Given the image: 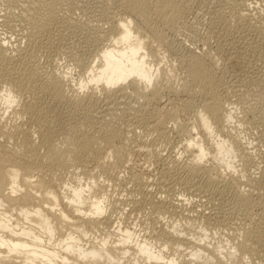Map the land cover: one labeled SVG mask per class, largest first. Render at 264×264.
<instances>
[{
  "label": "bare ground",
  "instance_id": "obj_1",
  "mask_svg": "<svg viewBox=\"0 0 264 264\" xmlns=\"http://www.w3.org/2000/svg\"><path fill=\"white\" fill-rule=\"evenodd\" d=\"M6 1H9V3L11 2V0H6ZM103 1L106 2L105 0ZM175 1L174 0H117V3L118 2L122 3V6L126 10L125 11L126 15L124 14V17L122 16L116 21L112 20L114 19V17L112 16L110 17V21L111 20L114 21L112 24V29L110 31L111 35L106 36L107 44L104 45V47L101 48L99 47L98 51L94 55L95 56L94 59H92L90 62L87 61L88 62L87 63L85 62V60L79 57L80 60L81 59L83 60L80 62H83L81 69H83L84 72L83 74L85 75V79L83 78L84 80L82 81H79L80 79L79 80L71 79V75L68 72L58 73L53 71L50 74L48 73L49 75L45 76V81L41 87L42 89L41 92L43 95L52 96L49 98V103L46 102L47 104H45L44 102H42L41 104L39 102L41 101L40 97L36 96L34 98L36 101L35 105L25 104L20 111L16 110L17 109L16 106L18 105V104L16 105V103L18 102L21 96L27 94L33 88L32 87L30 89L29 87L23 85L24 81L27 78L35 80L36 78L39 77V75H41L40 73L43 72L40 71L42 68H40L39 70V67L35 64V62H32L33 53L36 54L38 52V51H35L36 53L34 52V49L36 48L35 47L36 42H38L37 45H41V42L44 43L48 39H51L50 41L51 42L53 41L51 43L52 45H56L57 44L56 42L59 43V40L57 38H56L57 40H55V38H52L50 35H52L53 32L51 30L52 25H54L56 21H58L57 17H60L62 15L59 13H61V9H62L61 4L63 0H25L24 2H26V4L23 2V0L21 3L24 4H21L20 0L19 3L16 2L18 4H21L19 5L20 9H17L16 6H14V8H16V10L14 9L16 12L18 10H21L19 15H17L18 13H16L15 15L17 16L16 18L20 19L19 22L21 23L22 18H24V20L27 22L26 24H28V21L33 20L32 24H30L31 22H29L30 25H28L29 27H27L28 31L27 30H26L27 32L25 31L26 34H28V36L27 35L26 36L30 38L31 43L29 41L28 42L31 44V46L33 45V47H29V49L27 50L28 46H30V44L28 43L29 44L28 46L26 45V47L24 48L17 47V49H14L12 51L13 48L11 47L10 50V47L8 45L11 40L9 41L6 39L7 37L4 38L0 36V77L2 75L7 76L6 75L8 74L7 72L10 73V75H8L10 77H8V79L5 81L6 86H8V89L6 91L7 93L6 95L5 94L2 96L0 95V138L5 139L6 143L7 141L9 142V140L13 142V140H15L16 137L20 138L17 139L19 141L23 140L19 146L17 145L18 141L15 140V142L17 141V143L15 144L18 147L16 146V149L15 151H13V154H7V153L0 154V264H248L247 260L246 261L244 260L245 259H248V261L252 260L254 263L255 262L254 258H256V260L258 259L257 263H259L260 261L259 264H264L263 218L260 219L259 227L258 229L255 228L256 230L247 232L241 229L242 231L238 230L240 232V235L237 232L231 231L232 235L233 233H235L234 234L235 236L233 235V237H236V233H237L239 239L236 237L237 239L235 238L234 242H232L233 240L231 239L232 241L230 242H232L233 248L229 247L227 249H220L216 246L215 247L212 246V244L209 245L203 242V240L209 237L208 235L207 237L205 234H201L199 236L200 238L202 237V240H199L197 243L191 241L190 239L192 238L189 239L186 238L185 236H190L191 233L193 234H197L199 232L201 233V231H203L204 229L206 230V227L202 225L201 223L202 221L201 222L200 220L197 221V219L193 218V216L191 215L190 216L180 215L182 217L180 221L178 220L180 222L179 224H175L174 226L173 225L171 226V224H169L170 228L169 227L167 228L168 231L160 228L163 231L159 232L158 235L156 234V239L161 240L163 242L162 247L161 245L159 246L163 248V250L161 249L154 250L155 248H153L151 243H149L147 240L136 241L135 240L136 238H134L133 232L130 229H122L121 223L116 220L117 219L116 217H113L111 214L110 216H108L109 214L108 215L106 214L109 200H108V194L104 187H99L95 185V183H92L90 187L87 186L86 184L85 188H83L81 184L82 182L81 178H79L77 175L76 176L73 175L74 177H72V179L70 180L68 179L66 181L68 183L65 184L61 183L62 185L60 186V192H61L60 194L63 195V199H62L63 202H62L61 200L58 199L56 192L52 191L51 188H49L48 186L49 182L48 183L45 182L42 178L33 181L32 179L34 178V176L31 175V172L25 170V168H23L24 167L23 165H22L23 167H21L20 163L17 162L16 159L14 158V156L17 157V155L18 157L29 156L28 158L34 159L35 161L38 160L39 158L38 161H40L41 156L39 153L40 152L39 149L41 150L42 148L43 150H45L42 160L45 159L48 163L55 162L54 164L59 165V168L65 166L66 157L67 160L69 157L70 159L72 158V160L70 159L69 160L73 162L75 161L81 162L80 159L82 158L84 159L85 154L88 153V149L91 145L90 144L91 141L86 139L83 135H80L77 132L78 129L80 128L78 126V123L68 124L69 129L67 130V134L72 135L71 140L70 141L67 140L69 142H66L67 146H64V148L58 146L59 144L64 143L65 139L63 142L62 140L64 138L63 135L66 132L64 127L56 124L57 122L56 107L58 105V101L71 104L77 111H82V112L87 111L89 114H91L92 111H94L95 109L94 105L96 103L98 104L99 99L102 96L101 94V96L99 95L100 96L99 97L98 93L100 94L103 92L104 99L105 101H107L104 103L106 108L104 107V109H102L103 114L105 113L109 116L110 115L117 116V114H121V116L126 115V117L129 116L130 118H134V119L138 118L137 120H140L141 119L140 117L143 115L141 112L142 110L141 111L136 110V108L138 107L137 105L144 103L140 106L142 107L143 105L145 106L147 105L148 107L149 104L151 105V103L160 99L161 97L160 95L162 93L161 90L163 88L164 89L169 88L168 91L171 90L170 92H172V90H174L173 92H175L176 91L175 89L177 88L179 81V80L177 81V77H176L178 76V74L177 75L175 74L176 73L175 72L176 69L174 70L175 66H173L172 64L175 61H172L173 58L171 59L169 54H168L169 56H166L167 54L165 55V53L168 50L162 52L164 50L163 46H165L164 44H166L167 39H164L165 35L163 37L162 36L163 34L161 36L158 34L157 35L153 34L150 26V20L152 17L151 11L153 12V15H156L160 20V22L164 24H167L173 20H177L180 17V14L178 13V11L175 10ZM226 1L227 2H224L225 5L230 4L229 5L230 7L233 6V4L231 5L230 3L231 1L229 0ZM239 1H240L239 4H241V7H243L245 6V3L248 0L247 1L239 0ZM257 1L258 3L255 0V2L257 3L255 4L256 5L255 13H252L254 12L253 10L254 4L253 6L251 5L252 10L249 8L252 12L250 10H248L247 12L246 6L249 7V5L246 4L245 6L246 8L244 10H241L240 12H236V13L231 11L229 12L228 16L226 17L224 16L221 20L213 22V26L215 28L217 29L220 28V32H219V34L221 35L219 41L220 45H224L226 46V48H229L228 50L232 52V53L230 52V54H233L234 56V57L231 56L232 58H236V59L241 57L246 58V56H249L253 58L255 57L254 59L256 60L258 54L260 53L259 50L264 47V0H257ZM2 3L4 2L2 1ZM6 7H9L8 10L11 8L9 4L8 6L6 5ZM6 9L7 8H5V10ZM11 9L7 11L9 14H6L12 16L9 18H13L15 14L12 12ZM59 9L60 12L58 13ZM102 12L103 11H101V13ZM57 13L60 16H58ZM103 13H105V11ZM95 17L96 16L94 15V18ZM60 18L62 19L63 17ZM12 20L14 21V18ZM16 20L14 21V23L16 22ZM136 20L139 21L140 23L137 22ZM241 23L242 24L246 23V25L245 24L242 25ZM240 24L241 27L243 26L244 28L242 33H241L242 30H240V33L242 35H240L238 31L239 35H237V37H234L232 35L235 39L233 38L234 40L232 41L229 40L228 38L230 37L227 35L228 30H230L233 27V25H236L237 28V25ZM16 25L21 26V24L18 25L17 23ZM25 28L26 27H24V29ZM24 29L22 31H24ZM50 31L52 32L50 33ZM230 32L231 30L229 31V33ZM223 33L227 37H224ZM254 33H256L255 35L259 36L260 41H257L258 43L253 40ZM250 36H252V38ZM8 39H10V37ZM168 42L169 41H167V43ZM71 43L74 42L72 41ZM48 45L50 44H48L47 42V48L49 47ZM16 46H20V45H16ZM41 46H43V44ZM39 47L37 46L38 49ZM44 47H46L45 44ZM220 48L221 47H219V49ZM14 51L15 53L13 54ZM169 52H171L170 49ZM173 56L176 57L175 54ZM179 57H177V60ZM18 58L21 60V63H19L20 65L17 66L18 65L17 62L13 63L14 65H12V62L16 61V59ZM79 58H77L78 61ZM33 59H35V57ZM180 60L181 63L185 65L183 72L185 71L187 74L186 75L184 73L186 75L185 80L188 79L189 81L186 82H188V84L190 85L191 84L195 85L196 87H194V89L196 90L200 88V87L198 88L197 86H201L203 88V89L201 88V90H203L205 94L204 97L206 96L204 104L201 106L202 108H200L201 110L199 112L197 111L198 113H196V117H194L197 120L195 121L194 119V121L195 123L196 122L197 123L195 125L193 124L191 128L185 127L187 125L185 126L183 124L179 125L176 122L178 121L176 120L177 119L176 116H173L170 119V121L172 120L173 124L174 122H176V124L179 125L180 133L182 135H186L189 137V141L186 143L187 145L185 146V151L189 152L188 154H190L191 158L187 159L185 163L183 162L184 165L181 169H183L185 173L190 175L191 182L190 181L189 182L191 183V185L190 184L189 185L191 188H193L194 192H197V194H202L203 197L205 195L210 196L209 198L213 196L212 198L217 203V205L219 202L220 205H222L227 209L226 211V209L220 206L226 211L225 213H228L229 212L228 210L232 212L231 211L232 207H230L231 205L229 204V200H227L225 197L217 193L216 194L218 198L216 195H210L213 194L215 189L212 187L213 184L217 182L220 183L222 182V184H225V186L235 189L237 191L236 192L237 194H235L236 199L234 200H236V202L234 203L239 204L240 206L238 207L242 206V208H244L243 206H245L246 209L247 205L250 203H248L249 202L248 193L245 192V190L243 191V189L240 187L241 184L239 181L240 177L238 178V176L242 172L240 171L241 173L237 176V178H235L236 176L235 177L233 176L232 174L233 172L230 173L229 171L234 169L235 167L234 158H236V155L238 156V158H241L242 155L243 157L250 158L249 155L250 152L248 153V151L246 150L244 151L243 147L245 146L242 147L243 143L240 141L242 139H240L239 136L235 135L236 133L233 134L232 132L235 131V129L232 128L233 119H234L233 108L230 107V104H228L226 101H224L222 98L219 97L220 96L218 94L219 90L217 91L218 83L216 82L217 78L215 77L217 75L212 70L213 67L211 68V66L206 63V60L204 61V58L202 59L201 57L190 56V58L180 59ZM245 61L246 60H244V62ZM249 61L247 62L246 65L250 69V72L252 74L250 72L249 73L251 75L254 74L255 76L253 77L249 74L251 77L249 76L250 79L248 77L247 78L249 80L252 79V81L250 82L254 83L255 88L264 87V65L263 66L261 65V67H256L255 69L254 67L256 65L255 62L253 63L255 65L253 64L251 65L252 62ZM179 62L177 61L178 63L177 65H180ZM181 67L183 68V66H180L179 68ZM44 74L46 75V73ZM184 88H186V86ZM190 88L193 89L191 86ZM24 89H27L28 91L24 92ZM86 89H90L91 91L87 90L90 93L84 92L82 94L81 92L85 91ZM186 89L187 91L189 90L188 88ZM238 90L237 92L236 90L234 91L236 92L235 94L237 95V97L238 95H241V99H243L242 96L244 95V91L238 92ZM67 92H69L70 94L69 93L67 94ZM255 92H260V91L258 89V91L256 90L252 93V96L254 95L257 97L256 99H253L254 100L253 102H256L259 98H261V95H264V88L259 93L260 95L256 94ZM263 98L264 97H262V100ZM143 99L144 100L148 99V100L144 102ZM41 105L44 106L45 113L47 114V116H49V118H45L44 120L39 121V124L36 127L38 128L37 134L40 140L39 142L40 148L38 149V147H34V145L32 146V143H34V141L31 143L28 142L30 143L29 145L28 143L25 142L24 137L23 139L21 138L22 136H20L19 134L22 133V131L19 132L20 130H18V128L16 130L19 134H17V132L15 131L17 135L13 136L15 132L13 133L12 130L10 131L6 128L7 120L5 114L7 113V111L12 110V114H14L13 113L14 111L15 114H17L18 116L24 115V116H29V118L31 117L33 119L36 117V111L33 107L34 106L37 107ZM13 106L15 107L13 108ZM139 111L141 114H139ZM154 112H155L154 110L150 111L149 115L150 116L153 115ZM75 129H77V131L72 132V130ZM193 129H197V131L198 130L202 131V133H204L205 136L204 137L205 141H200L197 140L196 138L193 139L192 138ZM69 131L71 133H68ZM219 133L222 134L221 136L224 135V138L220 139L221 137L220 136L219 138H217L219 140L213 139L214 141L213 143L211 142L210 145H206L211 141L212 137L214 138ZM24 134L25 133H22V135ZM18 135L20 137H18ZM61 136H63V138H61ZM6 143L3 145H1L2 143H0V148L3 149L5 152L7 149ZM119 149L120 150L115 149L113 152L112 151L111 152L115 164L121 165L125 161L127 162L129 158L127 154H124V152L122 151L123 149H121L120 147ZM8 152H10V149ZM239 155L241 156L239 157ZM91 158L93 157L91 156ZM67 162L69 163V161ZM128 162L130 163L129 160ZM245 163L246 161L243 163L244 164L243 167L246 166ZM53 166L54 165H52V167ZM66 167L68 166H65V168ZM167 175L168 174H165L161 177L162 178L161 183H163V185L164 183L165 185L166 184L170 185L173 183L171 179L167 177ZM199 175L204 177V180L200 178L203 181L201 180L196 181L195 178L196 177L198 178ZM191 188L190 190H192ZM68 190H72L70 191L71 197H67ZM184 190L187 191L188 190L187 187ZM189 191L188 193H190ZM220 192L221 191H219V193ZM235 195H233V197ZM261 199L262 201L264 200L263 198ZM217 205L215 204L214 206L217 207ZM86 206L88 208L87 210L85 209ZM228 206L230 207V209L228 208ZM163 208L162 209L159 208L160 210L158 211H161L160 214L162 215L165 213V216L167 217L170 211L168 212L166 210H163ZM241 213L243 214V211ZM202 215L203 214H201V216ZM225 218L223 220H225ZM204 221H206V219L205 220L203 219V222ZM220 222H222V220H220ZM226 222H222V225L223 223ZM217 224L219 223L217 222ZM228 225L224 227H227ZM206 226H210V225H206ZM218 229L221 230L223 228L220 229L218 226ZM186 233L188 234L190 233V235H185ZM87 235H93L91 239H94V242L89 243L88 246L81 243L82 242L81 239ZM209 235H210V231H209ZM195 238L197 237L195 236ZM210 238L211 237H209V239ZM215 240L216 242H214L213 245H216L215 243H217L218 241V239ZM95 242L97 244H95ZM220 242L222 243V240ZM182 244L188 245V248L190 250V252L188 253L189 259L188 258L186 259L185 255H183V252L185 250L184 251L180 250V246ZM167 248L172 249L173 251L170 250V253L173 252L176 255L171 256V258L166 257L167 252L165 254L164 249Z\"/></svg>",
  "mask_w": 264,
  "mask_h": 264
},
{
  "label": "rangeland",
  "instance_id": "obj_2",
  "mask_svg": "<svg viewBox=\"0 0 264 264\" xmlns=\"http://www.w3.org/2000/svg\"><path fill=\"white\" fill-rule=\"evenodd\" d=\"M2 1L4 3H2ZM2 1L0 0V36L4 38L7 37L6 39L9 41L11 40L8 45L10 47V50H11V47L13 48L12 51L14 49H17V47L24 48L26 47V45L28 46L31 42H30V38L27 37L28 34H26V32L28 31V28H27L29 27L28 25L32 24L33 20L28 21V24H26L27 22L24 20V18H22L21 23H20L19 22L20 19L16 18L17 16H15L16 13H18L17 15H19L21 11V10H18L16 12L15 11L16 8L20 9L19 5L24 4V3L26 4V2H24L25 0H23L24 3H21L22 0H20L21 4H18L19 0H11L10 2L11 5L9 1H6V0H2ZM93 1L92 0H86V1L85 0L84 1L83 0H79V1L78 0H66V1L63 0L61 6L64 11L60 7L61 13H59L60 9L58 13L62 15L60 16L57 13L58 16L63 17L62 18L63 20L60 17H57L58 21H56V23L52 25V28H51L53 32L50 31V33L52 32V35L50 36L52 38H55V40L58 39L59 43L55 41L57 44L52 45L51 43L53 41L51 42L50 41L51 39H48L47 41H45L46 43L41 42V45L43 44V46L37 45L38 42H36L35 44L36 48L34 49V52L35 51L39 52V50L40 52L39 53L37 52L38 54L35 52L37 55L33 53V58L35 57V59L32 58V62H35V64L39 67V70L40 68H42L40 71H43V72L45 71L44 73H46V75L43 72H41L40 73L41 75H39V77L36 78L35 80L27 78L24 81L23 85L29 87L30 89L32 87L33 88L27 94H24L23 96L19 98V100L20 99L21 100L20 101L18 100V102L16 103V105L18 104L17 106L15 105L17 107L16 109L17 111L18 110L20 111L25 104L35 105L36 101L34 98L36 96L40 97L41 101L39 102L41 104L42 102H44L45 104H47L46 102L49 103V98L52 96L43 95L41 92L42 91L41 87L45 81V76L49 75L53 71L58 72V73L68 72L71 75V79H74V80L80 79L79 81H82L85 79V75L83 74L84 73L83 69H81L83 62H80V61L85 60V62L87 61L90 62L92 59H94L95 57L94 55L98 51L99 47L100 48L104 47V45L107 44L106 36L111 35L110 31L112 29V24L114 22L112 20L116 21L122 16L124 17V14L126 13L125 12L126 10L122 6V3L121 2L117 3V0H105L106 2H104L103 0H96V1L93 0ZM229 1H231L230 2L231 5L233 4L232 7L229 6L230 4L229 5L224 4V2H227L226 0H176L175 10L178 11V13L180 14V17L177 20H173L167 24L160 22L158 17L156 15H153V12L151 11V16H152L150 20V26L152 29L151 31L155 35L158 34L161 36L163 34L162 35L163 37L165 35L164 39H167V40H166V44H164L165 46H163L164 50L162 49L163 50L162 52L167 51V50H168L167 52H169V49L171 50V52L169 53L166 52L165 55L166 54H167L166 56L170 55V58L171 59L173 58L172 61H175L172 64L173 66H175L174 68V70L176 69L175 74L176 75L178 74V76L176 77H177V81L178 80L179 81H178V86L175 89L176 90L175 92H173L174 90H172V92H170L171 90L168 91L169 88H165L166 90L163 88L161 90L162 92L160 95L161 97L160 99H158L159 101L157 100L155 101L157 103L153 102L151 103V105L149 104L148 105V107L150 106L149 108L147 107V105L146 106L143 105L142 107L140 106L144 103L137 105L138 107L136 108V110L137 111L142 110L141 112L143 116L140 117L141 119L139 118L140 120H137L138 118L137 119L130 118L129 116L126 117V115L121 116V114H117V116L116 115L109 116L105 113L103 114L102 109H104L105 107L104 103L107 102L104 99L103 92L100 94L98 93V96L99 95L101 96L102 94L103 97L99 96L100 97L99 102L98 104L96 103L94 105L95 109L94 111H92L91 114H89L87 111L85 112L77 111L71 104L58 101V105L56 107V113H57L56 124L64 127L66 131L65 134L63 135L64 138L63 136H61V138H63L62 142L65 139L64 143L66 145L63 143V144H59L58 146L64 148V146H67L66 142H69L71 140L72 135L67 134V130L69 129L68 124L70 123H78V126L80 127V128L78 127L79 128L78 131L77 129H75V130H72V132L77 131L80 135H83L86 139L91 141L90 142L91 145L88 149V153H90L91 155L88 153L85 154L84 159L83 158L80 159L81 162H77L75 160H74L75 162H73V161H70L72 160V158L70 159L69 157L67 160V157H66V160L69 161V163L65 160V162L68 163V164L65 163V166H68L70 169L68 167L65 168V166L60 167L61 168L60 169L59 165L54 164L55 162L48 163L45 159H43L44 161L42 160L45 150H43L42 148L41 150L39 149L40 140L37 134L38 128L36 127L38 126L39 121L44 120L45 118H49V116H47V114L45 113V109L43 105L33 107L36 111L37 119L36 117L33 119L30 117L31 118L30 119L29 116H24V115L18 116L17 114H15L14 111H13L14 114H12V110L7 111V113L5 114V117L7 120L6 128L10 131L12 130L13 133L15 131L17 132L16 129L18 128V130H20L19 132L22 131V133H25L24 134L25 136H24L22 135V133L19 134L17 132V134L22 136L21 137L22 139L24 137V140L26 143L28 142L31 143L34 141V143H32V146L34 145V147H38L40 151L39 153L41 156L40 161H38L39 158L38 160L35 161L34 159L28 158L29 156L18 157L17 155V157L14 156L16 161L20 163L21 167L24 166L23 168H25V170H28L29 172H31V175L34 176V178L32 179L33 181L36 179L39 180L40 178H42L45 182L47 183L49 182L48 183L49 188H51L52 191L56 192L58 199L61 200L62 202H63L62 200L63 195L60 194L61 193L60 186L63 183L64 184L68 183L66 181L68 179L69 180L72 179V177L76 175L79 178H81L82 180L81 184L83 188H85L86 184L87 186L90 187L92 183H95V185L99 187H104L108 194V200H109L108 205H107L106 214L107 215L109 214L108 216H110L111 214L113 217H116L117 219L116 218H113V219H116L118 222L121 223L122 229H130L133 232V235H134V238H136L135 239L136 241L147 240L149 243H151L153 248H155L154 250H158V249L163 250V248H161L163 242L161 240L156 239V234L158 235V233L163 230L168 231L167 228L168 227L170 228L169 224H171V226L172 225L174 226L175 224H179L180 223L179 221L181 220V217L183 215L193 216V218L197 219V221L199 220L200 222L202 221L201 222L202 225L206 227V230L203 227L204 230L201 231V233L199 232L200 234L197 233L198 235L193 234V233H191L190 235V233L189 234L186 233L185 235H190V236L183 235L186 238L188 239L192 238L193 240L192 239L190 240L197 243L199 240H202V237L200 238L199 236L201 234H205L206 236L208 235L209 237L212 238V239L210 238L212 241L211 242L209 237L207 236L208 238L203 240V242H205L206 244H209V245L212 244V246L214 247L216 246L220 249H227L229 247L233 248L232 242H234L236 237L237 238L239 237L238 236V234L240 235L239 231L245 230L248 232V231L256 230L259 227L260 219L263 218L264 220V216H263L264 215V211H263L264 210V200L262 201L261 199V198L264 199V193H263L264 191V98L262 100V97H264V95H261V98H259L256 102H253L254 101L253 99H256L257 97L253 95L254 96L253 98L252 96V93L254 91L256 90L258 91L259 89V91L261 92L264 87L255 88L254 83L250 82L252 81V79L249 80L250 77L251 76L254 77L255 75L254 74L251 75L252 73L250 72V69L246 65L247 62L250 60L252 62L251 65L255 62L256 65L253 64L255 65L254 66L255 69L256 67H261V65L263 66L264 65V47L259 50L260 53L258 54V57L255 60L254 59L255 57L253 58L249 56H246V58L244 57L245 59L243 57L237 58V59L232 58L234 56L233 54H230L231 51L228 50L229 48H226V46L224 45H220V42H219L220 37H221V35L219 34L220 28L219 27H218L219 29L215 28L213 26V22L221 20L224 16L225 17L228 16L229 12L231 11L236 13V12H240L241 10H244L247 7L246 9L248 12V10L250 9L252 10L253 4H254L253 6L254 12H252L251 10L250 11L252 13H255L256 11L255 4L258 3L257 0H256L257 3L255 2V0H248V1L246 0L249 4L245 1L246 2L245 6L247 4L249 5V7L248 6L241 7V4H239L240 3L239 0H229ZM8 4L11 8H13V9L10 8L12 12L15 13L13 16L14 21L18 19L16 20L15 23L12 20L13 18H9V17H12L11 15L10 16L6 15V14H9L7 11L10 10V9L8 10L9 7H6V5L8 6ZM14 6H16V8H14ZM5 8L7 9L5 10ZM68 8L70 11L68 10ZM101 11L103 12L105 11V13L103 12L101 13ZM94 15L96 16L95 18H94ZM111 16L114 17V19L110 21ZM95 20L96 21L98 20V21L96 22ZM29 22L31 23L29 24ZM16 23L18 25L21 24V26L25 24L26 25L21 27V26H17ZM241 24L237 25V28H236V25H233V27L230 29L231 30L230 33H229L230 30L227 29L228 30L227 35L230 37L228 38L229 40L231 41L234 40L235 39L234 37H237V35H239L240 30H242L241 33L243 32L244 28L243 26L241 27ZM244 24L246 25V23H243L242 25ZM24 27L26 28L24 29ZM23 29L24 31H22ZM241 33L240 35H242ZM255 34L256 33L253 34V37L255 38V39L253 38V40L255 42L260 41L259 36ZM230 35L231 36L233 35L234 37L233 36L231 37ZM223 36L227 37L225 34ZM9 37L10 39H8ZM250 37L252 38V36ZM72 41L74 43H71ZM167 41L169 42L167 43ZM47 42L48 44H50L48 45L49 46L48 48H47ZM44 44L46 45V47H44ZM16 45H20L22 47L16 46ZM37 46L38 47L40 46L39 49L37 48ZM29 47H33V45L31 46L30 44L27 50L29 49ZM219 47H221L220 48L221 50L219 49ZM14 53L15 51L13 52V54ZM174 54L176 57L173 56ZM190 56L201 57L202 59L204 58V61L206 60V63L209 64L211 68L213 67L212 70L217 75L215 77L217 78L216 82L218 83L217 91L219 90L218 91V94L220 95L219 97L222 98L224 101H226L228 104H230V107H232L234 111V119H233L232 128L235 129V131H232V132L233 134L236 133L235 135L239 136V138L242 139L240 141L243 143L242 147L245 146L243 147L244 151L246 150L248 151V153L249 152L251 153V154L249 153L250 158L243 157V155L242 156L239 155V157L241 156V158H238V156L236 155V158H234L235 167L234 169L229 170L230 173L233 172L232 174L234 177L236 176L235 178H237V176L241 172L244 173V174L241 173L238 176V178L240 177L239 179L241 183L240 187L243 189V191L245 190V192H247L249 196L248 203L250 204L247 205L246 209H245V206H243L244 208H242V206L238 207L240 205L237 203L236 205L234 203L236 202V200H234L236 199L235 194H237L236 193L237 191L235 189L225 186V184H222V182L221 183L217 182L213 184L212 186L213 188H215L214 189L215 193L213 192V194H210V195L217 196V194H220L221 196L229 200V204L231 205L230 207H232L231 208L232 212L228 210L229 212L225 213L227 209L223 207L222 205H220L219 202H218V205H219L218 206L217 203L213 200L212 198L213 196H211V198H209L210 196H207V195L203 197L202 194H197V192H194L193 188L190 187L191 185L190 175H188L187 173H185L183 169H181L184 165L183 162L185 163L186 160L190 159L191 157H190V154H188L189 152L185 151V146L187 145L186 143L189 141V137L186 135H182L180 133L179 125L181 124H183L184 126L187 125L185 127H188V128L189 127L191 128L193 124L195 125L197 123V122L195 123V121L197 120L194 117H196V113H198L201 110L200 108H202L201 106L204 104V101L206 98V96L204 97L205 94L203 90H201L202 88L201 86H197L198 88L200 87L199 88L200 90L199 89L196 90L194 89V87H196L195 85H192V84L190 85L188 84L189 82L188 79L185 80L186 79L185 76L187 75L185 71L183 72L185 65L181 63L180 59L190 58ZM209 56H212V57H209ZM79 57L82 58L83 60L82 59L80 60ZM177 57H179L178 60H177ZM77 58H79V61ZM243 59L246 61L244 62ZM252 60H255V61H252ZM177 61L178 62L180 61L179 62L180 65H177L178 64ZM16 62L18 64L17 66H19L20 65L19 63H21V60L19 58L16 59V61L12 62V65H14L13 63H16ZM180 66H183V68L182 67H181L182 69L179 68ZM179 69L182 71H180ZM245 69L248 71H246ZM7 73H8L6 74L7 76L2 75L3 77L2 76L0 77V87H1L0 95L1 96L4 94L6 95L7 93L6 91L8 89V86H6L5 81L8 79V77H10L8 76L10 75V73L9 72ZM246 73H247V76H246ZM245 77L246 78L248 77L249 79L248 78L246 79ZM185 86L186 88L189 89L188 91L186 88H184ZM190 86L194 90L191 89ZM239 87H242V88H239ZM87 90H90V89H86L85 91L81 93L82 94L84 92L90 93ZM235 90L236 92L237 90L238 92L244 91V95L242 96L243 99H241V95H238L237 97V95L235 94L236 92H234ZM25 91H28V90L24 89V92ZM247 91L249 95L247 94ZM260 92H255V93L259 94ZM68 93L69 92H67V94ZM238 98H239V101H238ZM146 100L143 99L144 102ZM15 106H13V108ZM152 110L157 112V113L155 112L153 113L154 116L149 115V112ZM140 111H139V114H141ZM155 114L157 117L155 116ZM173 116H176L177 118L176 120H178L176 122L179 125L176 124V122H174L173 124L172 120L170 121V119ZM16 132L15 134H13V136L17 135ZM68 133H71V132L69 131ZM219 134L215 136L214 138L212 137L211 141L205 144L210 145L211 142L213 143L214 142L213 139L216 140L222 135L221 133ZM19 135L18 137H20ZM204 137L205 136H204V133H202V131H199V130L197 131V129H193L192 131L193 139L196 138L197 140L205 141ZM222 138H224V135L220 137V139ZM17 139H20V138L16 137L15 140ZM15 140H13V142L9 140V142L7 141L8 143L7 144L5 139L0 138V143H2L1 145L5 143L7 146L9 145L8 147L6 146V148L8 149V150L6 149V152L0 148V154L1 153L2 154H6V153L13 154V151H15L16 146L17 145L19 146L23 141V140L22 141L17 140L18 143L20 142L18 144L17 141L15 142ZM15 143H17V145ZM30 143L28 144L30 145ZM119 147L123 149L122 151L124 152V154H127L129 158L128 160L130 161V163L127 160V162L125 161L121 165L115 164L114 159L112 158V152L115 149L120 150ZM9 149L11 153L8 152ZM91 156L93 158H91ZM245 161H246L245 163L246 166L243 167L244 165L243 163ZM52 165L54 166L52 167ZM62 168L64 169L65 172L63 171ZM165 174H168L167 177L171 179V181L173 182L172 184L165 185L164 183L163 185V183H161V179H162L161 177ZM199 176L198 178L197 177L195 178L196 181L201 180V179L204 180V177L202 176L199 177ZM195 179H192V180H195ZM186 187L188 189L187 191L184 190L186 189ZM190 188L192 190H190ZM231 189L232 191L234 190L233 193ZM215 190L218 192H216ZM70 191L72 190L67 191L68 193L67 197H71ZM188 191L190 193H188ZM219 191H221L222 193L221 192L219 193ZM233 195L235 196L233 197ZM211 201L215 203L218 208L222 206L224 209H226V211L222 207H220L221 209L220 208L218 209L216 206H214L215 204H213ZM260 202L261 203L263 202V203L261 204ZM230 207L228 206L229 209ZM159 208L160 209L163 208V210H166L168 212L170 211L169 214L166 213L168 214L167 217L165 216V213L163 215L160 214L161 211H158L160 210ZM85 209L86 210L88 209L87 206ZM241 210L243 211V214L241 213L242 212ZM201 214L203 215L201 216ZM225 217H228L229 219ZM169 218L171 219V221L172 220L173 221L171 222ZM224 218L225 220H223ZM203 219L204 220L206 219V221L203 222ZM218 219L222 220V222L227 221L226 222L227 224L223 223L222 225V222H220V220ZM216 221L219 224H217ZM205 222H206V225H210V226H206ZM256 223L258 226L256 225ZM225 224L226 225L229 224V225L227 227H224L226 226ZM218 226L220 229L221 228L223 229L219 230ZM160 228L163 230H161ZM209 231H210V235H209ZM231 231L238 233V234L236 233V237H233L235 233H233L232 235ZM92 236L93 235H87L83 237L81 239L82 241L81 243L88 246L89 243L94 242V239H91ZM195 236L197 238H195ZM213 239L214 240L218 239V241L220 239V241L222 240V243L220 241L219 242L217 241V243H215L216 245H213V243L216 242V240L214 241ZM206 241L208 242L210 241L211 243L210 242L208 243ZM95 244L97 243L95 242ZM185 244H182L185 247H183L182 245L180 246V250L181 251L185 250L183 252V255H185L186 259L187 258L189 259L188 253L190 252V250L188 248V245H185ZM160 245L161 247H159ZM167 249H164L165 250L164 253L166 254L167 252L166 257L171 258V256L176 255L173 252L170 253V250L172 249H169V248ZM246 260L248 264L253 263L252 260H249L251 262H249L248 259H245L244 261ZM254 261H255L254 262L255 264L260 263V261L259 263H257L258 259L256 260V258H254Z\"/></svg>",
  "mask_w": 264,
  "mask_h": 264
}]
</instances>
